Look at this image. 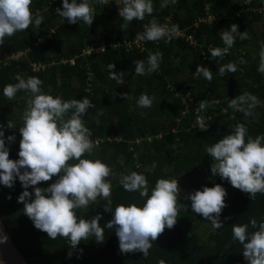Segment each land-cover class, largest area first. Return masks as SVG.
Listing matches in <instances>:
<instances>
[{
  "label": "trees",
  "instance_id": "1",
  "mask_svg": "<svg viewBox=\"0 0 264 264\" xmlns=\"http://www.w3.org/2000/svg\"><path fill=\"white\" fill-rule=\"evenodd\" d=\"M80 2L83 0H77ZM152 2V15L126 22L119 16L122 0H108L106 5L100 0H88L94 13L88 26L83 21L72 24L61 17L55 7L62 9V0H32L33 22L36 16H43L41 25H30L25 31L6 36L0 44V55L29 48L22 57L8 59L0 66V130L10 159H19V128L32 94L20 90L14 99H8L3 94L7 84H16L19 78L38 77L43 81V93L63 100L91 101L92 107L81 119L91 130L92 141L103 140L91 155L86 153L82 158L99 159L112 169L106 178L112 190L107 200L98 197L87 209H77V217L91 219L99 214V224L104 227L113 215L105 207L114 210L119 204L132 203L142 206L144 198L139 192H128L119 183L122 175L133 171L146 177L149 194L160 178L177 179L180 188L176 224L171 229L165 227L144 257L139 251L121 253L114 228H104L102 244L89 238L75 249L64 238L50 239L23 212L18 196L24 188L19 179L12 187L0 183V215L29 264H248L242 245L233 239L232 227L249 224V233L255 231L249 222L252 218L264 220V194L258 193L251 200L218 174L213 176V161L206 148L233 132L238 123L246 126L248 136L264 135V73L257 70L264 45V0H169L165 8L160 7L162 0ZM209 15L217 19L211 23L200 21ZM153 18L168 28L177 25L180 34L169 42L167 38L141 40ZM233 23L239 32L247 31L250 39L237 37L227 55L213 58L209 49L227 47L221 32ZM52 29L51 38L35 45L36 39ZM102 42L107 43L105 50L84 53L87 44L99 46ZM157 51L163 57L159 69L137 75L134 61L142 60L147 67V58ZM33 62L46 64L47 68L36 71ZM229 62L235 63L237 70L220 75V66ZM109 64H114V69L109 70ZM198 65L210 69L211 81L194 75ZM110 71L121 75L123 84L111 79ZM245 92L258 99L251 116L228 106L229 100ZM141 94L153 98L151 107L138 106ZM201 101H207L203 110L199 107ZM198 116L204 117L207 130H200ZM8 121L15 126L7 127ZM10 135L14 141L7 140ZM148 137L153 139L149 141ZM138 138L144 140L135 145ZM56 179L58 176H53L37 186L46 188ZM215 184L227 192L226 206L220 214L223 227L219 229L192 212L188 198L196 190ZM28 190L32 192L34 187ZM204 224L209 230L205 238L199 230Z\"/></svg>",
  "mask_w": 264,
  "mask_h": 264
},
{
  "label": "clouds",
  "instance_id": "2",
  "mask_svg": "<svg viewBox=\"0 0 264 264\" xmlns=\"http://www.w3.org/2000/svg\"><path fill=\"white\" fill-rule=\"evenodd\" d=\"M100 2L106 5L108 0ZM31 3L32 0H0V44L6 36L25 31L30 25L34 28L41 25L44 17L38 15L33 22ZM122 3L119 16L126 22L143 20L146 14L152 15L154 11L152 0H122ZM168 3L169 0H162L160 7L165 8ZM62 4V9L57 8L56 11L69 23L83 21L88 26L92 24L94 13L88 0L80 3L77 0H62ZM178 31L177 25L168 28L153 18L140 39L158 41L167 38L166 42H169ZM237 37L241 40L250 39L247 31L239 32L238 26L233 23L230 29L221 32V39L227 47L209 49L211 56L223 58ZM259 57L257 70L264 73V45L261 46ZM162 59V53L157 51L147 58V67L142 60L134 61L135 73L144 75L157 71ZM114 67V64L108 65L109 70ZM236 70V64L229 62L220 66L219 73L223 76ZM194 75L212 80V72L203 65L197 66ZM110 78L123 84L121 75L115 71H110ZM42 83L38 77H29L27 80L19 78L18 83H9L3 88V94L8 99H14L20 90L32 95L23 113V125L19 128L22 137L19 159L9 158L4 132L0 130V183L12 187L16 178L19 179L24 188L18 196V202L24 205L23 212L50 239L64 238L75 249L82 240L87 241L89 238L102 244L105 239L104 228H114L121 253L139 251L147 257L152 242L164 232L165 227L171 229L177 222L180 192L177 179H158L149 194L148 181L143 174L133 171L122 175L119 183L128 192H139L144 198L142 206L132 203L119 204L114 210L105 207L113 215L104 227L99 224V214L91 219L77 217V209H87L98 197L107 200L111 196L112 184L106 178L112 174V169L99 159L82 158L86 153L91 155L94 147H98V143L94 144L90 139L91 130L81 119L86 110L92 107L91 101L88 98L63 100L59 96L53 97L41 91ZM152 103L153 98L146 94H141L137 100L138 106L142 108H149ZM257 104V97L245 92L229 100L228 106L251 116ZM199 107L205 109L207 101H201ZM198 124L200 130H207L208 125L202 120H198ZM14 126L8 121L7 127ZM14 139L12 135L7 137L8 141ZM206 153L213 161V176L218 174L234 188L246 193L251 200L258 193L264 194V135L255 138L248 136L246 126L238 123L233 132L207 147ZM53 176H58V179L48 187L37 186L51 180ZM29 186H33L34 191L30 192ZM226 195V190L220 184H215L196 190L188 198L191 200L192 212L203 216L213 228L219 229L223 227L220 214L226 206ZM249 223L255 231L249 233V224H234L233 239L242 245L243 256L248 264H264V220L258 222L252 218ZM6 239V236L0 237V243Z\"/></svg>",
  "mask_w": 264,
  "mask_h": 264
},
{
  "label": "built area",
  "instance_id": "3",
  "mask_svg": "<svg viewBox=\"0 0 264 264\" xmlns=\"http://www.w3.org/2000/svg\"><path fill=\"white\" fill-rule=\"evenodd\" d=\"M52 4V2H51ZM59 8L58 6L55 7V9ZM237 16H240V13L237 14ZM230 17H233V16H230ZM217 18L213 15H209V16H204V17H201L200 18V21H205V22H208V23H211L213 22L214 20H216ZM54 33V29H52L50 32L46 33L45 35L39 37L38 39H36L35 41V45H40L42 44L46 39L48 38H51L52 35ZM177 34H180V32H178ZM191 40H192V36L189 37ZM193 41V40H192ZM110 46L113 45L115 46L114 44L110 43L109 44ZM128 45H131V42L128 43ZM107 48V43L105 42H102L101 44H99V46L97 45H93V44H87V47L86 49L84 50V53H92L94 51H103ZM29 48H25V49H20L19 51L17 52H13L11 54H8V52H5L3 53V55H0V66L3 64L4 61L8 60V59H12V58H17V57H22L23 55H25L27 52H28ZM65 62L69 61V60H64ZM71 62L74 64L75 63V60L72 59ZM33 69L34 70H42V69H45L47 68L46 64H43V63H32L31 64ZM198 120H202L204 122V117L203 116H198L197 117V122ZM111 139V138H109ZM147 140L151 141L153 138L152 137H148L146 138ZM103 139H96L95 141H93V143H100ZM142 140H144L143 138H138L136 141H135V145H138L142 142Z\"/></svg>",
  "mask_w": 264,
  "mask_h": 264
},
{
  "label": "water",
  "instance_id": "4",
  "mask_svg": "<svg viewBox=\"0 0 264 264\" xmlns=\"http://www.w3.org/2000/svg\"><path fill=\"white\" fill-rule=\"evenodd\" d=\"M2 236H6L7 239L5 242L0 243V264H29L0 215V237Z\"/></svg>",
  "mask_w": 264,
  "mask_h": 264
},
{
  "label": "rangeland",
  "instance_id": "5",
  "mask_svg": "<svg viewBox=\"0 0 264 264\" xmlns=\"http://www.w3.org/2000/svg\"><path fill=\"white\" fill-rule=\"evenodd\" d=\"M199 230L201 231V235L203 238L206 237V235L208 234L209 230L208 228L206 227V225H202L201 227H199Z\"/></svg>",
  "mask_w": 264,
  "mask_h": 264
}]
</instances>
